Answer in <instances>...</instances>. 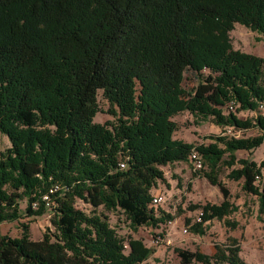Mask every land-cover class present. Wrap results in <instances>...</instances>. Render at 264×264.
Here are the masks:
<instances>
[{
    "label": "trees",
    "instance_id": "obj_1",
    "mask_svg": "<svg viewBox=\"0 0 264 264\" xmlns=\"http://www.w3.org/2000/svg\"><path fill=\"white\" fill-rule=\"evenodd\" d=\"M0 10L12 11L0 32V132L11 142L0 150V223L52 210L55 228L41 240L26 225L22 237L0 234V264H147L151 248L75 203L122 211L134 231L170 222L151 191L165 180L160 166L188 162L193 148L224 201L192 206L201 215L187 219L191 231L238 210L217 169L226 154L233 166L237 151L264 144V60L234 49L228 32L239 23L264 39V0H0ZM187 69L210 72L194 95L182 88ZM99 90L114 122H94ZM182 111L234 133L209 145L175 139ZM251 128L261 134L245 137ZM238 162L229 177L244 178L263 216L264 159ZM236 241L213 257L178 253L183 264H245Z\"/></svg>",
    "mask_w": 264,
    "mask_h": 264
},
{
    "label": "rangeland",
    "instance_id": "obj_2",
    "mask_svg": "<svg viewBox=\"0 0 264 264\" xmlns=\"http://www.w3.org/2000/svg\"><path fill=\"white\" fill-rule=\"evenodd\" d=\"M12 11L0 10V32L4 31V20L8 13ZM229 39L234 49L252 54L264 60V39L258 33L253 32L242 24L235 23L228 32ZM261 39V40H259ZM210 74L208 69L197 73L187 69L184 74L182 88L194 95L203 78ZM264 79V66H263ZM97 103L99 111L94 118V122L104 124L107 121H115L111 114V105L102 90L98 91ZM230 109V108H229ZM224 113H228V108L224 107ZM241 118H254L255 113L244 111L238 114ZM172 120L176 123L175 139H180L194 145H209L217 142L215 137L219 135H233L231 128H221L217 126L213 117L207 119L195 115L189 111H182L175 115ZM247 138L256 137L261 134L257 128L245 131ZM11 142L7 135L0 132V150L5 151L10 148ZM224 147L223 144H219ZM229 156H224L223 162L217 169L218 180L229 190V200L238 210L231 213L227 218L230 222L238 225L233 228L227 226L225 219H213L206 223L205 234L193 233L187 219L192 223L199 221L201 210H192L194 205L215 204L219 205L224 201V196L217 185H213L205 173L210 172L206 165L201 171H194L189 162H178L172 165L160 166L164 173L165 180H158L157 185L152 189L153 195H164L166 202L154 206L160 211L169 213L174 217L170 222L160 224L158 227L142 226L134 231L122 211H108L103 207H95L91 200L85 201L77 199L75 207L88 215L94 213L106 215L111 226L124 239L133 237L141 240L146 247L152 249L151 256L147 259V264H183L178 250H184L189 254L200 252L209 257L220 249L228 245H235L238 242L240 247V259L245 264H264V215L259 216L258 200L254 195L243 189L244 178L236 181L229 177L233 169L241 167L239 159L254 160L258 164L264 159V144L251 151H237L236 162L233 166L227 165ZM25 208V204L21 205ZM52 210L40 217H28L26 214L22 218L13 222L0 223V234L8 235L12 238L22 237L25 231L24 225L28 226V233L33 240H41L45 232L55 230L51 223ZM128 243V241L126 242ZM191 264H205L197 262L195 259ZM209 264H223L214 258Z\"/></svg>",
    "mask_w": 264,
    "mask_h": 264
},
{
    "label": "built area",
    "instance_id": "obj_3",
    "mask_svg": "<svg viewBox=\"0 0 264 264\" xmlns=\"http://www.w3.org/2000/svg\"><path fill=\"white\" fill-rule=\"evenodd\" d=\"M188 162L192 165L194 171H201L206 166L202 154H200L196 148L192 149ZM122 167H124V164H122ZM165 202L166 199L164 195L157 194L152 196V206H159ZM198 220L200 221V217Z\"/></svg>",
    "mask_w": 264,
    "mask_h": 264
}]
</instances>
